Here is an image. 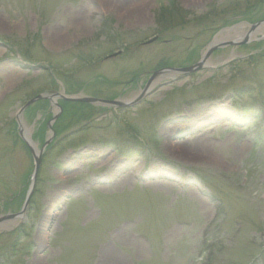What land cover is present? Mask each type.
<instances>
[{"label":"rangeland","instance_id":"obj_1","mask_svg":"<svg viewBox=\"0 0 264 264\" xmlns=\"http://www.w3.org/2000/svg\"><path fill=\"white\" fill-rule=\"evenodd\" d=\"M172 8L173 22L158 23ZM263 19L264 0H0V217L22 209L34 170L20 125L41 148L60 113L44 99L131 100L151 72L202 56L209 64L192 78L157 79L117 118L107 106L60 102L16 251L7 232L19 222L0 224V263L264 264V41L207 55L216 37L238 42ZM119 123L129 127L122 142H143L152 163L140 143L135 156L111 153L105 143L119 137ZM101 170L107 186L93 179Z\"/></svg>","mask_w":264,"mask_h":264},{"label":"water","instance_id":"obj_2","mask_svg":"<svg viewBox=\"0 0 264 264\" xmlns=\"http://www.w3.org/2000/svg\"><path fill=\"white\" fill-rule=\"evenodd\" d=\"M264 24V22H262V23H258L257 25H254L253 27H252V31H251V33L252 32H254L259 26H261V25H263ZM214 51V49H212L211 51H210V53H209V55L212 53ZM208 55V56H209ZM205 60L206 59H204V62H205ZM204 62H202V63H200V64H198L197 66H195L194 68H190V69H186V70H184V72H187V73H192V72H195V71H198V70H200L201 68H203V66H204ZM159 74H157L156 76H158ZM155 76V77H156ZM154 77V78H155ZM63 99H65V100H69V101H73V102H85V103H96L97 101L95 100V99H91V98H64V97H62ZM35 156V159H36V164L37 165H39V163H40V160H39V158H37V156L36 155H34Z\"/></svg>","mask_w":264,"mask_h":264},{"label":"bare ground","instance_id":"obj_3","mask_svg":"<svg viewBox=\"0 0 264 264\" xmlns=\"http://www.w3.org/2000/svg\"><path fill=\"white\" fill-rule=\"evenodd\" d=\"M27 130V129H26Z\"/></svg>","mask_w":264,"mask_h":264}]
</instances>
